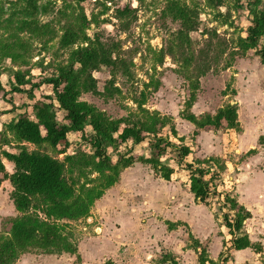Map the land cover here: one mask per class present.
Masks as SVG:
<instances>
[{
  "label": "rangeland",
  "instance_id": "374dc122",
  "mask_svg": "<svg viewBox=\"0 0 264 264\" xmlns=\"http://www.w3.org/2000/svg\"><path fill=\"white\" fill-rule=\"evenodd\" d=\"M172 1L198 9L199 26L190 34L191 44L180 48V56L167 55L162 61L161 51H167L175 43L174 36L181 29V23L173 21L165 12ZM224 4L214 10L206 0H93L81 5L77 0H0V82L8 93L6 100L0 95L3 115L0 155L9 175L14 173V165L3 157L4 152L18 154L26 148L30 152L48 153L63 162L68 155L81 151L93 153L75 135L69 139L72 143L79 140L80 145H73L67 155H60L47 145L37 148L24 144L6 125L23 114L35 120L31 109L24 107L27 97L12 92L15 73L46 78L56 75L69 63L73 50L62 49L60 39L69 27L80 30L84 19L89 23L86 33L90 37L98 35L104 43L118 46L117 55L125 62L129 74L120 70L113 76L110 69L101 68L93 75L99 91L106 92V96L83 94L81 101L118 120L137 113L135 100L144 93L145 108L159 113L168 124L164 134L176 146L185 144L193 151L180 167L178 154L168 150L162 161L174 168L171 181L161 179L150 166L137 163L124 171L119 182L93 204L87 217L57 221L61 233L76 247V254L50 255L30 249L14 264H106L109 261L160 264L164 255L172 254L174 259L184 255L193 238L203 240L210 259L221 264L222 253L226 252L224 243L230 239L223 216L233 215L229 206H225V195L230 194L239 201L240 193L245 191L240 187L242 180L247 175L264 174V64L255 51L244 54L239 48L252 25L254 13L264 11V0H225ZM125 6L131 7L134 13L119 20L117 11ZM187 60L192 61L190 66H186ZM199 69H208V73L200 78L197 101L188 112L202 119L237 104L239 126L236 130L207 128L196 136V127L183 118ZM112 81L121 93L108 98L106 89H111ZM43 93L50 95L49 88L45 87ZM36 94L40 99L41 93ZM58 117L62 119L61 114ZM172 127L183 140L174 138ZM87 132L93 134L91 128ZM118 151L109 150L113 161L119 153L150 156L147 142L137 147L123 145ZM210 158L219 160V165L226 164L227 171L213 183L215 194L206 206L196 201L190 191V172L186 165L208 169L205 161ZM197 162L200 164L196 165ZM83 172L73 173L79 192L98 185L101 178L93 168ZM12 191L9 182L0 189V209L5 213L0 217V243L9 238L13 220L20 216L9 203L14 205L10 199ZM247 199L257 211L253 225L264 229V194L256 198L248 195ZM227 254L228 262L224 264H232L231 253ZM160 256L161 259L155 260Z\"/></svg>",
  "mask_w": 264,
  "mask_h": 264
},
{
  "label": "trees",
  "instance_id": "16d2710c",
  "mask_svg": "<svg viewBox=\"0 0 264 264\" xmlns=\"http://www.w3.org/2000/svg\"><path fill=\"white\" fill-rule=\"evenodd\" d=\"M77 1L81 5L93 0ZM206 1L214 10L225 6V0ZM165 12L173 21L181 23V29L174 36L175 43L167 48V51L165 49L161 51L162 61L167 55L172 58L180 56V48L191 44L190 34L198 29L200 17L198 9L178 1L170 2ZM133 13L131 7L125 6L118 9L117 18L123 20ZM128 26L129 23L125 30ZM88 28L89 23L84 19V25L80 30L73 27L65 30L60 39V47L73 50L69 63L60 68L56 75L50 78L26 77L18 72L14 75L16 84L12 85V92L27 97L28 102L24 103V107L29 111L31 109L35 117V120H32L27 114H23L7 124L8 131L12 132L19 142L37 148L47 145L55 152L58 151V154L67 155L73 145H80L79 140L76 143L70 141L69 136L75 135L90 146L93 153L81 151L75 155H68L63 162L48 153L30 152L26 148H22L18 154L4 152L3 157L15 165L14 173L11 175L7 172L0 155V189L4 181H10L13 188L10 199L20 213V216L13 220L9 238L0 243V264H14L21 254L30 249H37L50 255L63 252L76 254V247L61 233L57 221H77L87 217L93 204L119 182L124 171L137 163L150 166L161 179L171 181L175 173L174 168L162 161L168 150L178 154L180 167L193 152L185 144L176 146L171 138L164 134L168 124L159 113L150 112L145 108L147 100L144 93L140 99L135 100L137 113L118 120L109 118L96 107L81 101L83 94L106 96L104 95L106 92L99 91L93 75L101 68L110 69L113 76L121 71L123 74H129L125 62L117 55L118 46L104 43L98 35L90 37L86 33ZM246 34L239 44L240 51L244 54L255 51L264 64V11L254 13L252 25ZM202 59L203 57L200 58ZM191 62L187 60L186 66H190ZM207 73L208 69H199L198 77L192 84L188 107L182 113L183 118L196 127V136L200 130L207 128L236 130L239 126L237 104H230L219 110L216 115L208 114L202 119L188 112L197 101L196 92L200 89V78ZM45 87L49 88L50 95L43 93ZM110 87L111 89H106L108 98L121 93L113 81L110 82ZM37 91L41 93L40 99L37 98ZM2 94L3 100H6L8 93L0 82V95ZM59 114L62 115L61 120ZM88 128L92 129L93 134L89 135ZM170 131L174 138L183 140L178 138L175 127L170 128ZM145 142L150 150L149 157L134 155L133 152L119 153L117 160L113 161L108 153L110 149L119 152L123 145L132 144L137 147ZM205 163L209 166L208 169L195 167V164H187L186 169L190 172V191L195 200L208 206L210 198L215 194L212 192L213 183L222 178L227 168L226 164L219 165L220 161L215 158H210ZM90 168L101 175L99 183L94 187H82L84 189L79 192L73 173L75 170L84 173L83 170ZM224 202L233 215L223 216L224 227L230 239L224 243L226 252L222 253L221 264L228 262L227 253L233 251L252 249L257 254L261 253L262 246L252 244L249 236L243 231L245 222L252 218L251 212L240 204L238 198L230 194L225 195ZM192 241L193 244L188 249L195 251L198 264H215L209 259L206 245L196 238ZM106 264L114 263L109 261ZM161 264L178 262L172 254H167L162 257Z\"/></svg>",
  "mask_w": 264,
  "mask_h": 264
},
{
  "label": "crops",
  "instance_id": "0c3cea01",
  "mask_svg": "<svg viewBox=\"0 0 264 264\" xmlns=\"http://www.w3.org/2000/svg\"><path fill=\"white\" fill-rule=\"evenodd\" d=\"M2 116L3 115H0V128L2 126L1 125V120L3 118ZM15 120H17V119H15ZM2 122H4V121H2ZM10 163H12V162H10ZM12 164L14 165V163H12ZM14 168H15V165H14ZM263 178H264V174L260 175V176L256 175L253 177L252 176L249 177L247 175L244 178V180H242L244 182L240 184V187L243 188V190H245V191L242 192L243 194L240 193L239 201L252 214V218L245 222L244 229H243L244 233H246L249 236V239L251 240L252 244L259 242V243H261L260 245L264 247V229H262L261 227H257L256 225L255 226L253 225L254 224L253 221H255V219H256L255 213L257 211L253 207V204H252L253 202H251L250 199H247L248 195H251V197L256 198L257 195L259 196L261 194H264V179ZM8 182L10 183V181H8V180L4 181L3 184H8ZM8 193H9V191H8ZM255 193H256V195L254 196L253 194H255ZM238 194H239V191H238ZM8 197H9V194H8ZM9 203L11 204V206H14V205H12L11 201H9ZM3 214H5V213L2 211V209H0V217H3ZM261 234H263V235H261ZM200 242H204V241L201 240ZM182 253H184L183 250H182ZM209 254L210 253L208 251V256L210 259ZM178 256L179 257L176 258L178 264H198V256L196 255L194 250H188L186 253H184V255H178ZM231 256H232V259H231L232 264H263L262 263V260H263L262 256H264V253L261 252V253L257 254L252 249H246V250H242V251H233V252H231ZM159 258L161 259V256L155 260H159ZM211 261L216 264V261L214 259H212ZM150 262H153V259L150 260Z\"/></svg>",
  "mask_w": 264,
  "mask_h": 264
}]
</instances>
